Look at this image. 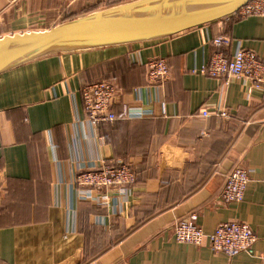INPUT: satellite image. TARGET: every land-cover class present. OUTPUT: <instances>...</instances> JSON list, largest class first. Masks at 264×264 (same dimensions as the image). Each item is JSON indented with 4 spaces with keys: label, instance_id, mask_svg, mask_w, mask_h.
Masks as SVG:
<instances>
[{
    "label": "crops",
    "instance_id": "0c3cea01",
    "mask_svg": "<svg viewBox=\"0 0 264 264\" xmlns=\"http://www.w3.org/2000/svg\"><path fill=\"white\" fill-rule=\"evenodd\" d=\"M45 0H0V39L49 21ZM43 31V30H41ZM264 57V17L220 21L132 45L55 54L0 75V264H262L175 240L197 215L206 235L241 222L264 254V85L200 73L216 52ZM165 58L170 78L150 84L147 64ZM109 81L116 120L93 126L81 89ZM223 110L227 117L214 114ZM207 111L208 117L202 112ZM104 163L129 165L136 182L78 186ZM250 171L244 199H220L235 167Z\"/></svg>",
    "mask_w": 264,
    "mask_h": 264
},
{
    "label": "built area",
    "instance_id": "2783aa9c",
    "mask_svg": "<svg viewBox=\"0 0 264 264\" xmlns=\"http://www.w3.org/2000/svg\"><path fill=\"white\" fill-rule=\"evenodd\" d=\"M234 15L239 18L264 17V0H252ZM212 43L217 50L210 61L202 66L201 74L242 80L256 88L264 85V57H259L252 50L241 49L230 58L222 51L223 38L214 39ZM147 67L150 84L163 83L170 78V67L165 58L150 60ZM117 93V88L109 81L90 83L81 89L84 108L93 126L112 123L116 120L112 105ZM202 114L205 117L209 116L207 111H203ZM214 114L222 117L228 116L223 110H217ZM249 181L250 171L240 166L235 167L227 177L220 195L221 201L223 203L243 201ZM135 182L134 171L125 163H104L96 169L83 171L77 176L78 186L95 191L111 190L113 197L122 195L123 191L130 189ZM174 236L178 243L195 246H201L207 240L213 252L223 253L229 257L240 253L257 255L264 264V254H257L254 249L256 235L245 223L225 222L218 225L213 233L206 235L197 224V215L193 214L176 224Z\"/></svg>",
    "mask_w": 264,
    "mask_h": 264
},
{
    "label": "water",
    "instance_id": "95a60500",
    "mask_svg": "<svg viewBox=\"0 0 264 264\" xmlns=\"http://www.w3.org/2000/svg\"><path fill=\"white\" fill-rule=\"evenodd\" d=\"M252 0H133L49 30L0 39V75L55 54L169 38L234 15Z\"/></svg>",
    "mask_w": 264,
    "mask_h": 264
},
{
    "label": "rangeland",
    "instance_id": "374dc122",
    "mask_svg": "<svg viewBox=\"0 0 264 264\" xmlns=\"http://www.w3.org/2000/svg\"><path fill=\"white\" fill-rule=\"evenodd\" d=\"M43 12L49 21L42 22L35 30H49L63 22L84 16L97 10L123 4L133 0H45Z\"/></svg>",
    "mask_w": 264,
    "mask_h": 264
}]
</instances>
